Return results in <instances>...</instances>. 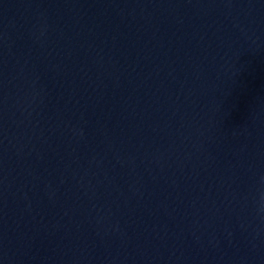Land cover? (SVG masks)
<instances>
[{
    "label": "water",
    "instance_id": "obj_1",
    "mask_svg": "<svg viewBox=\"0 0 264 264\" xmlns=\"http://www.w3.org/2000/svg\"><path fill=\"white\" fill-rule=\"evenodd\" d=\"M264 257V0H0V264Z\"/></svg>",
    "mask_w": 264,
    "mask_h": 264
}]
</instances>
